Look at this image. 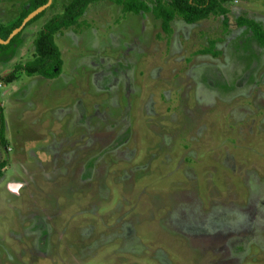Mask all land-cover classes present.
<instances>
[{
  "label": "rangeland",
  "instance_id": "obj_1",
  "mask_svg": "<svg viewBox=\"0 0 264 264\" xmlns=\"http://www.w3.org/2000/svg\"><path fill=\"white\" fill-rule=\"evenodd\" d=\"M67 1L0 53V264H264V47L234 22L264 25V0L169 36L98 1L54 35L59 76L4 83Z\"/></svg>",
  "mask_w": 264,
  "mask_h": 264
},
{
  "label": "trees",
  "instance_id": "obj_2",
  "mask_svg": "<svg viewBox=\"0 0 264 264\" xmlns=\"http://www.w3.org/2000/svg\"><path fill=\"white\" fill-rule=\"evenodd\" d=\"M55 0L46 8H50ZM104 0H69L62 6V11L53 14L44 24L42 29L36 34L33 40L34 57L24 64H16L9 73L3 78L4 83H11L17 77V72L23 71L26 75H41L48 79L59 76L62 66V58L59 48L54 42V35L62 31L73 28L75 31L81 27V17L90 4ZM121 6L122 12H131L133 14L150 13L156 20L160 21V28L166 35H170L172 28L171 22L180 18L187 24H193L205 20L211 16H221L224 25L228 23V9L225 4L229 0H108ZM47 0H27L24 3L18 17L13 22L0 25V37L6 39L9 33L18 27L25 16L35 8L45 4ZM41 13L32 18L8 44H0V51L9 49L20 37L23 29L39 16ZM237 27H248L260 46L264 47V25L254 19L239 16L235 19ZM215 42L210 41L208 47L198 51L199 54L217 55L214 49ZM5 120L3 108L0 104V145L6 146L4 137ZM5 161H0L1 169L5 167Z\"/></svg>",
  "mask_w": 264,
  "mask_h": 264
},
{
  "label": "water",
  "instance_id": "obj_3",
  "mask_svg": "<svg viewBox=\"0 0 264 264\" xmlns=\"http://www.w3.org/2000/svg\"><path fill=\"white\" fill-rule=\"evenodd\" d=\"M52 0H47V2L37 8H35L34 10H32L31 12H29L25 18H23V20L21 21L20 25L16 28H14L9 35L7 36L6 39H2L0 37V44L5 45L8 44L9 41L11 40L12 37H14L18 32L21 31V29L25 26V24L27 22H29L32 18H34L36 15H38L39 13H41L43 10H45L50 4H51Z\"/></svg>",
  "mask_w": 264,
  "mask_h": 264
},
{
  "label": "flooded vegetation",
  "instance_id": "obj_4",
  "mask_svg": "<svg viewBox=\"0 0 264 264\" xmlns=\"http://www.w3.org/2000/svg\"><path fill=\"white\" fill-rule=\"evenodd\" d=\"M248 28V27H247ZM250 30V29H249ZM252 33V32H251ZM254 36V35H253ZM256 39V38H255ZM101 75V74H100ZM102 75H104V72H103V74ZM108 76V75H107Z\"/></svg>",
  "mask_w": 264,
  "mask_h": 264
},
{
  "label": "crops",
  "instance_id": "obj_5",
  "mask_svg": "<svg viewBox=\"0 0 264 264\" xmlns=\"http://www.w3.org/2000/svg\"><path fill=\"white\" fill-rule=\"evenodd\" d=\"M5 51H0V53H4Z\"/></svg>",
  "mask_w": 264,
  "mask_h": 264
}]
</instances>
